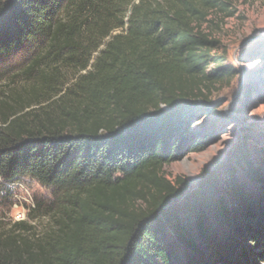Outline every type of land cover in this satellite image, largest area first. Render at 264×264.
<instances>
[{
	"label": "trees",
	"instance_id": "trees-1",
	"mask_svg": "<svg viewBox=\"0 0 264 264\" xmlns=\"http://www.w3.org/2000/svg\"><path fill=\"white\" fill-rule=\"evenodd\" d=\"M234 1L0 0V192L52 193L29 209L46 229L0 220V264H264V130L194 188L163 172L204 149L206 89L240 74L210 31ZM250 58L264 81V42Z\"/></svg>",
	"mask_w": 264,
	"mask_h": 264
},
{
	"label": "rangeland",
	"instance_id": "rangeland-1",
	"mask_svg": "<svg viewBox=\"0 0 264 264\" xmlns=\"http://www.w3.org/2000/svg\"><path fill=\"white\" fill-rule=\"evenodd\" d=\"M233 8L235 15L216 20L219 26L213 24L210 31L221 41L218 54L225 55V63L236 66L240 74L206 89L208 101L216 108L210 115L202 113L194 117L190 128L192 131L202 130L205 134L212 132L204 149L190 151L163 167L168 179L175 182L181 178L190 184V188L202 182L204 170L219 169L232 159L236 147L245 137V130L252 127L264 130V81L258 73L263 64L251 58L244 62L240 60L241 56L264 42V0H235ZM68 76L70 85L75 77L73 73ZM251 82L256 86L255 99L240 112L237 110L239 98L244 87ZM202 104L207 103L202 101ZM4 194L0 192V220L5 227L24 221L33 224L37 231L46 229L47 220H29V209L37 199L49 202L51 190L35 179L25 177L11 186L7 198Z\"/></svg>",
	"mask_w": 264,
	"mask_h": 264
}]
</instances>
